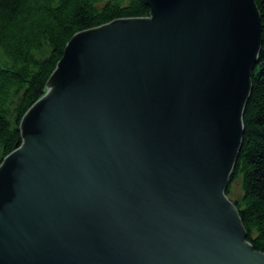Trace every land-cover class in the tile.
<instances>
[{
  "label": "water",
  "instance_id": "water-1",
  "mask_svg": "<svg viewBox=\"0 0 264 264\" xmlns=\"http://www.w3.org/2000/svg\"><path fill=\"white\" fill-rule=\"evenodd\" d=\"M75 32L0 163V264H264L226 194L255 0H143Z\"/></svg>",
  "mask_w": 264,
  "mask_h": 264
},
{
  "label": "trees",
  "instance_id": "trees-1",
  "mask_svg": "<svg viewBox=\"0 0 264 264\" xmlns=\"http://www.w3.org/2000/svg\"><path fill=\"white\" fill-rule=\"evenodd\" d=\"M262 42L243 114L231 179L242 177L239 209L247 239L264 252V0H255ZM143 0H0V163L21 142L20 120L46 90L71 36L116 17L147 16Z\"/></svg>",
  "mask_w": 264,
  "mask_h": 264
},
{
  "label": "rangeland",
  "instance_id": "rangeland-1",
  "mask_svg": "<svg viewBox=\"0 0 264 264\" xmlns=\"http://www.w3.org/2000/svg\"><path fill=\"white\" fill-rule=\"evenodd\" d=\"M229 196L232 200H238L242 196V177L240 174L236 178L230 180Z\"/></svg>",
  "mask_w": 264,
  "mask_h": 264
}]
</instances>
